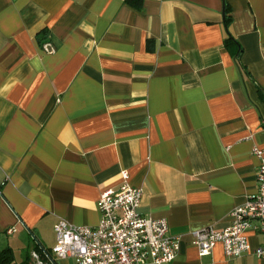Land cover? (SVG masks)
<instances>
[{
	"label": "crops",
	"instance_id": "1",
	"mask_svg": "<svg viewBox=\"0 0 264 264\" xmlns=\"http://www.w3.org/2000/svg\"><path fill=\"white\" fill-rule=\"evenodd\" d=\"M255 148L264 0H0V251L16 264L51 250L62 219L96 227L123 171L139 213L180 239L166 264H264L193 244L257 192Z\"/></svg>",
	"mask_w": 264,
	"mask_h": 264
},
{
	"label": "built area",
	"instance_id": "2",
	"mask_svg": "<svg viewBox=\"0 0 264 264\" xmlns=\"http://www.w3.org/2000/svg\"><path fill=\"white\" fill-rule=\"evenodd\" d=\"M53 51L50 43L45 44ZM260 158L257 171L258 187L246 203L232 213V224L218 231L206 228L195 231L193 244L201 256L211 255L218 243L224 245L227 257L237 259L252 252L264 255V150L254 149ZM118 190H107L101 195L98 208L100 223L96 227L78 226L60 220L54 227L56 244L51 249L40 247L30 253L31 264H166L172 263L180 252V239L170 233L166 219L139 213L143 190L129 182L127 171ZM15 228L7 233L12 234ZM262 237L259 247L250 248L247 233Z\"/></svg>",
	"mask_w": 264,
	"mask_h": 264
},
{
	"label": "trees",
	"instance_id": "3",
	"mask_svg": "<svg viewBox=\"0 0 264 264\" xmlns=\"http://www.w3.org/2000/svg\"><path fill=\"white\" fill-rule=\"evenodd\" d=\"M228 22H229V19H227V24H228ZM39 37L41 40H45V37H46L45 32L42 33ZM36 249H39V247H37ZM0 264H16L15 263V255H14V252L11 248H6V249H3L2 251H0Z\"/></svg>",
	"mask_w": 264,
	"mask_h": 264
},
{
	"label": "rangeland",
	"instance_id": "4",
	"mask_svg": "<svg viewBox=\"0 0 264 264\" xmlns=\"http://www.w3.org/2000/svg\"><path fill=\"white\" fill-rule=\"evenodd\" d=\"M52 247V246H51Z\"/></svg>",
	"mask_w": 264,
	"mask_h": 264
}]
</instances>
